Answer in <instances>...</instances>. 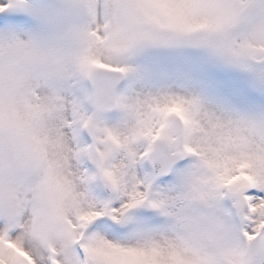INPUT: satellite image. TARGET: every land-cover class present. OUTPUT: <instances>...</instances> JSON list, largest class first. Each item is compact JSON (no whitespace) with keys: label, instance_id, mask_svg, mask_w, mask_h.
Masks as SVG:
<instances>
[{"label":"snow or ice","instance_id":"snow-or-ice-1","mask_svg":"<svg viewBox=\"0 0 264 264\" xmlns=\"http://www.w3.org/2000/svg\"><path fill=\"white\" fill-rule=\"evenodd\" d=\"M146 47L231 70L221 104L117 93ZM0 264H264V0H0Z\"/></svg>","mask_w":264,"mask_h":264},{"label":"rangeland","instance_id":"rangeland-1","mask_svg":"<svg viewBox=\"0 0 264 264\" xmlns=\"http://www.w3.org/2000/svg\"><path fill=\"white\" fill-rule=\"evenodd\" d=\"M42 5H54L58 0H37ZM125 64L129 67L131 79L125 89L119 94L138 96L156 91L160 88L173 90H190L203 94L213 105L221 104L218 85L222 77L230 74L231 70L208 62L199 50L170 49L146 47L128 54ZM91 82L85 87L90 88ZM108 124H118L122 121V113L115 109L104 115ZM81 134V139H84ZM139 175H151L149 160L138 166ZM178 174L174 170L170 180L155 182L156 190H170L175 187ZM96 191H104L102 183L96 186ZM156 213L157 223H151L143 217H135L137 223L150 228H159L166 223V217L160 215L155 209H147Z\"/></svg>","mask_w":264,"mask_h":264},{"label":"water","instance_id":"water-1","mask_svg":"<svg viewBox=\"0 0 264 264\" xmlns=\"http://www.w3.org/2000/svg\"><path fill=\"white\" fill-rule=\"evenodd\" d=\"M128 80H129V72L122 75L121 78L116 82L115 90L117 93H119L126 86V84L128 83ZM91 87H92V84H91ZM113 110L115 109H110L106 111L104 115L111 113ZM149 163H150L151 172L155 175L156 181L162 180V179H168L173 172V169H170L167 171H159V167H160L159 165H154L152 160H150Z\"/></svg>","mask_w":264,"mask_h":264}]
</instances>
